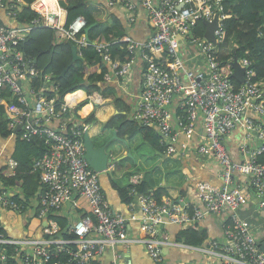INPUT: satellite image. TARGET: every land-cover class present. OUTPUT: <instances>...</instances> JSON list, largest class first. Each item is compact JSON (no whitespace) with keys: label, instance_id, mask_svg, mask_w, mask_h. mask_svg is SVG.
Instances as JSON below:
<instances>
[{"label":"built area","instance_id":"2783aa9c","mask_svg":"<svg viewBox=\"0 0 264 264\" xmlns=\"http://www.w3.org/2000/svg\"><path fill=\"white\" fill-rule=\"evenodd\" d=\"M108 1L112 6L125 8L131 22L137 19L139 6L143 7L153 29L151 38L144 42L126 35L120 39L129 43L132 55L124 64L112 59L110 44L88 40L82 34L86 28L82 16L66 27L67 11L59 0H55L58 6L55 11L46 0H35L31 8L39 17L23 26L17 22L10 0H0V88L10 86L23 104V108L9 107L11 135L16 136L15 129L22 124L20 131L24 139L44 138L48 149L34 164L41 188L26 200L37 201L35 212L27 213L32 206L27 208L24 202L14 198L19 192L0 185V208L15 213L22 221L16 228L17 236L8 235L0 223V264H100L99 258L107 248L136 243L143 245L156 262L165 261L166 248H175L204 257V260L176 264H264L257 234L239 213L241 208L256 201L260 207L264 206V162L260 161L264 155V83L252 80L255 76L252 62L242 58L238 61L245 68V80L234 86L232 63L237 58L232 57L228 62L220 60L218 45L226 40L222 0ZM204 20L217 21L215 42L205 36L206 29L203 36H191L196 24ZM32 25L59 29L63 38L76 42L78 50L94 46L111 65L105 80L111 75L129 82L140 57L142 82L133 118L157 130L159 144L167 156L178 152L177 128L190 138L197 123L202 122L203 131L194 153L198 157L215 158L222 184L198 180L191 188L193 199L176 203L170 198L159 201L153 192H138L141 176L134 175L130 192L133 198L127 204L132 211L138 208L140 214L136 216L134 212L130 217L116 211L103 190L101 172L91 168L84 157L88 125L79 116L64 118L80 100L71 105L67 98L62 110L57 111L55 98L44 95L46 87L56 89L50 74L43 76L45 88L36 91L32 87L31 79L40 76L41 71L17 47ZM187 40L200 47L204 59L200 70L187 67L180 55L182 42ZM160 58L165 62L159 61ZM182 72L188 82L182 78ZM22 93L30 97L21 96ZM32 99L33 104H29ZM56 119L62 121L60 129L51 126ZM238 129L243 132V141L234 153L227 137ZM8 161L9 166L2 174L12 176L19 164L15 159ZM78 198H84L87 206H78L84 212L72 226L68 225L75 238L57 237L61 227L53 216L69 202L77 205ZM208 216L221 217L223 239L209 238L204 245L194 246L173 239L167 230L170 225L186 229ZM34 218L47 222L43 237L33 235ZM134 220L138 221L136 235L132 234ZM71 243L76 244V250L67 249ZM64 251L70 257L54 262L53 257Z\"/></svg>","mask_w":264,"mask_h":264},{"label":"crops","instance_id":"0c3cea01","mask_svg":"<svg viewBox=\"0 0 264 264\" xmlns=\"http://www.w3.org/2000/svg\"><path fill=\"white\" fill-rule=\"evenodd\" d=\"M54 4L55 3V0ZM137 1V0H136ZM158 1V0H156ZM99 4H103L107 10L106 15L114 14L118 17L121 23L127 28V35L131 36L137 41H147L153 34V29L147 19V13L143 7L139 6L138 17L134 22L130 21L129 12L120 5L112 6L108 0H88L86 1V9H89L92 13H97L100 10ZM53 10V9H51ZM55 11V10H54ZM2 14V13H1ZM103 15H105L102 12ZM4 16V14H2ZM103 16L104 25H111L107 16ZM6 20L5 17H3ZM180 55L186 63L187 67H191L194 70H200L204 66V59L201 54L200 47L197 43L187 40L182 42L180 48ZM159 61L165 62V59L160 58ZM135 68L133 73L129 77V82L119 79L113 76L108 81V86L115 89V94L105 96L102 91H95L89 95L86 91L80 90L84 93V97L79 99V103L84 102V105L78 111L81 118L87 117L90 113L94 112L95 121L88 123L87 133L90 138L99 147L113 137L114 132H117L119 137H124L128 142V148L131 149V153L127 146L122 142L114 138L110 144V152L115 157H120L121 166L119 172L110 174L108 172L101 173L100 179L103 190L106 194L108 201L113 208L124 213L126 216L132 217L135 212L136 216H139L140 212L138 208L134 211L130 210V207L124 201L122 195V187L131 184V178L134 175H140L141 181L145 178V171L150 170L153 166H156L154 173L151 175L153 178L148 185L152 189H157L160 186L166 187L169 196L163 198H170L172 202H189L193 199L191 188L194 187L198 180L208 181L214 185H221L222 180L219 176V166L215 158L198 157L194 152L198 145L199 134L203 131L202 122H198L196 131L190 138L181 129L179 131V146L178 152L168 158L169 156L162 154L159 148V133L155 128H151L150 131L137 125L136 131L132 135L119 134L118 124L110 127L108 120L117 114H127L130 118H133V114L136 109L138 93L142 82V63L140 57H137L135 62ZM182 78L185 82H188L185 72H182ZM107 83H103L102 88H105ZM77 92H75L76 94ZM73 94V95H75ZM70 95V96H73ZM69 96V97H70ZM68 101L71 105L76 103V100L70 99ZM119 100L120 104H117ZM87 102V103H86ZM84 122V120H83ZM62 121L56 119L51 126L56 129H60ZM16 137L11 135V138H3L0 136V173L1 169L3 173L9 166L10 159H14V153L16 150ZM243 141L242 130H234L228 137L227 142L231 146L232 151L237 153V145ZM141 168V170H140ZM148 170V171H149ZM191 173V174H188ZM16 186V185H15ZM12 187L13 191H16L21 197V202H24L25 207L32 206L27 213L35 212L36 200L26 201L27 198L22 194L20 184ZM121 186V188L119 187ZM37 199V198H36ZM26 201V202H25ZM256 201V200H255ZM258 202H253L250 205L244 206L239 210L240 215L245 218L251 229L257 234L258 240L264 238V206L260 207ZM259 205V207H257ZM78 206H87V202L84 198L77 199V205L73 202H69L62 206L57 214L68 220L69 226H72L84 212ZM38 208V207H37ZM75 215L77 219L75 220ZM17 215L13 212H6L0 208V223L2 229L11 236H17L15 227L21 225L15 221ZM31 220V228H33V235L35 237H43L44 235V222L34 218ZM37 222V223H36ZM132 234H137L138 221L134 220L132 223ZM199 225L207 229L210 238L223 239V228L221 217L208 216ZM168 232L172 235L173 239H177L179 232L182 230L180 226H167ZM166 259L164 262H156L149 255L146 248L141 244H132L130 246L118 245L114 248H107L100 256V264H176L181 262L196 261L197 259H203L204 257L198 253L186 254L175 248H166L164 250ZM204 260V259H203Z\"/></svg>","mask_w":264,"mask_h":264},{"label":"trees","instance_id":"16d2710c","mask_svg":"<svg viewBox=\"0 0 264 264\" xmlns=\"http://www.w3.org/2000/svg\"><path fill=\"white\" fill-rule=\"evenodd\" d=\"M34 1L10 0L11 10L16 12V20L21 26L31 24L34 19L39 17V13L31 8V3ZM86 1L88 0H59L60 5L67 11L66 27L77 17L82 16L86 20V27L96 24L90 30V40L110 44L112 59L119 61L120 64L128 62L132 57L129 51V43L120 40L127 35V28L114 14L106 15L107 10L103 4H99L100 10L95 14L86 9ZM222 5L225 15L226 40L218 45L220 60L228 62L232 57L237 59L248 58L252 62L251 67L255 71L252 80L264 83V0H222ZM102 12L109 18L108 21L111 25H104L103 16L105 15ZM205 29V25L200 21L196 24L191 36H203ZM83 33L85 34V30L82 31ZM24 34H26L25 38L19 42L17 47L41 71L40 76L31 79L32 87L36 91H39L42 87L45 88L43 76L50 74L56 89L52 90L50 87H46L44 95L47 98H55L57 111L62 110V105L69 94L80 89L85 90L89 95L95 91H102L105 96L115 94V89L108 86L109 84L104 78L107 73L111 72V65L103 59L94 46L81 48L79 50L80 58L74 59L73 47L77 44L73 40L63 38L59 29L51 26L32 25L31 30ZM191 36H188V38ZM155 61L158 63L156 59ZM65 70V74L62 75ZM232 81L234 86L238 87L240 85L237 79L232 78ZM103 83H107L105 88H102ZM21 96L30 97L28 93H22ZM12 97L15 99L13 100ZM17 98L10 86L0 88L1 137H9L13 132L10 128V105L23 108V104H20ZM33 101V99L30 100L29 104H33ZM116 101L117 104H120L119 100ZM83 105L84 102L80 103V105L66 113L64 118L68 115L78 116V111ZM82 119L88 124L94 122L96 118L94 112H92ZM116 124H118L119 134L121 135H132L136 131L137 125L149 131L151 129L134 118H130L127 114H117L108 120L110 127ZM15 137L16 150L13 157L19 165L16 173L12 176H6L1 171L0 185L12 188L20 184L24 197L30 198L35 196L41 188L39 174L34 172L35 161L42 157L48 149L44 138L35 137L28 141L23 138L22 131H19ZM159 148L164 154V147L159 144ZM168 158H171V156ZM260 161L264 162V155L260 156ZM152 179L150 177L142 180L137 185V191L141 193L153 192L156 198L162 201L163 198L169 196L167 189L163 186L152 189L148 185ZM119 187L121 188V186ZM132 187L133 185L130 184L125 185V188H121L125 203H129L133 198L130 195ZM14 198L21 202V199H19L21 197L18 194ZM53 217L61 227L57 237L75 238V235L68 230L69 223L66 218L57 214ZM209 238L210 235L207 229L199 224L181 230L177 237L178 240L194 246L204 245ZM76 248L77 246L74 243L67 245L68 250H76ZM67 251L57 253L53 257V261L63 262L64 259H68L70 255Z\"/></svg>","mask_w":264,"mask_h":264},{"label":"water","instance_id":"95a60500","mask_svg":"<svg viewBox=\"0 0 264 264\" xmlns=\"http://www.w3.org/2000/svg\"><path fill=\"white\" fill-rule=\"evenodd\" d=\"M203 24L206 27V32L205 36L215 42V29L217 27V21L214 20L212 22L203 21ZM96 24L92 26H88L85 28V34L88 40H90V30L92 27H94ZM73 54H74V59L80 58V55L78 53V47L74 46L73 47ZM233 65V73L232 76L236 78L239 82H243L245 80V68L241 66L239 63L238 59H235L232 63ZM66 70L63 72L62 75H64ZM103 85V84H102ZM22 124L18 125L17 128L15 129V133H18L21 130ZM114 138L122 142L125 146L128 148V142L125 138H121L117 135V132L115 131L113 134V137H111L107 142L102 144L101 146L97 147L96 143L90 138L89 134L87 131L84 134V144H85V159L88 161L89 165L91 168H93L95 171L104 173L107 172L110 168V164H112L113 159V153L110 152V144L113 142ZM129 149V152L131 153V149ZM181 203V202H179ZM259 207V205H257ZM264 208V207H263ZM47 222H44V225H46ZM260 246L262 251L264 252V238L260 240Z\"/></svg>","mask_w":264,"mask_h":264},{"label":"rangeland","instance_id":"374dc122","mask_svg":"<svg viewBox=\"0 0 264 264\" xmlns=\"http://www.w3.org/2000/svg\"><path fill=\"white\" fill-rule=\"evenodd\" d=\"M6 138H11V135L9 137H6ZM121 138H124V137H121ZM121 161L122 160L120 159V157H118V156L115 157L113 159L112 164H110V168H109V170L107 172L110 173V174H113V173H116L117 174L119 172V170H120ZM155 168H156V166H153L150 170L148 169L149 171L146 170L145 171V178H148L149 179L151 177V175L154 173ZM140 170H141V168H140ZM1 171L3 172L2 169H1ZM188 174H191V173H188ZM262 215L264 216V212H263ZM76 219H77V216L75 215V220ZM15 221L19 222V219L16 217V220ZM33 222L35 223V220L34 219H33ZM32 225H33V223H32ZM16 228L17 227H15V230H16ZM23 231H27V230H23Z\"/></svg>","mask_w":264,"mask_h":264},{"label":"bare ground","instance_id":"6f19581e","mask_svg":"<svg viewBox=\"0 0 264 264\" xmlns=\"http://www.w3.org/2000/svg\"><path fill=\"white\" fill-rule=\"evenodd\" d=\"M46 2L48 3L50 9L58 10L57 4H54L53 0H46ZM84 96H85L84 93L82 91H79L78 93H76L73 96H70L69 98L70 99L72 98L74 100H79L83 98Z\"/></svg>","mask_w":264,"mask_h":264},{"label":"clouds","instance_id":"9594fccd","mask_svg":"<svg viewBox=\"0 0 264 264\" xmlns=\"http://www.w3.org/2000/svg\"><path fill=\"white\" fill-rule=\"evenodd\" d=\"M59 4H60V3H59ZM60 6H61V5H60ZM57 7H58V6H57ZM61 7H62V6H61ZM62 8H63V7H62ZM64 9H65V8H64ZM65 10H66V9H65ZM34 11H35V10H34ZM77 47H78V46H77ZM78 53H79V50H78ZM79 55H80V54H79ZM141 62H142V60H141ZM232 77H233V76H232ZM233 78H234V77H233ZM119 79H120V78H119ZM235 79H236V78H235ZM107 82H108V81H107ZM51 89H52V88H51ZM52 90H53V89H52ZM80 90H83V89H80ZM80 90H78V91H76V92L78 93ZM84 91H85V90H84ZM74 93H75V92H74ZM74 93L69 94V95L67 96V98H68L70 95H73ZM67 98H66V99H67ZM81 103H82V102H81ZM78 105H80V103H78ZM78 105H76L75 107H77ZM75 107H74V108H75ZM74 108H73V109H74ZM78 116L81 117V116L79 115V112H78ZM82 120H83V119H82ZM87 125H88V124H87Z\"/></svg>","mask_w":264,"mask_h":264}]
</instances>
